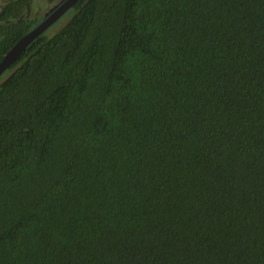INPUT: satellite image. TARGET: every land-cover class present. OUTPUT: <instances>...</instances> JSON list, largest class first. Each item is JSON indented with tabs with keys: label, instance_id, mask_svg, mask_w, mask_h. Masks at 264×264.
I'll list each match as a JSON object with an SVG mask.
<instances>
[{
	"label": "trees",
	"instance_id": "obj_1",
	"mask_svg": "<svg viewBox=\"0 0 264 264\" xmlns=\"http://www.w3.org/2000/svg\"><path fill=\"white\" fill-rule=\"evenodd\" d=\"M68 13L0 77V264H264V0Z\"/></svg>",
	"mask_w": 264,
	"mask_h": 264
},
{
	"label": "water",
	"instance_id": "obj_2",
	"mask_svg": "<svg viewBox=\"0 0 264 264\" xmlns=\"http://www.w3.org/2000/svg\"><path fill=\"white\" fill-rule=\"evenodd\" d=\"M78 0H65L61 3L51 14L47 16L40 24H38L32 31L21 38L14 47L5 55L0 61V76L14 63L17 57L26 49V47L49 27H51L58 19H60L67 11H69Z\"/></svg>",
	"mask_w": 264,
	"mask_h": 264
},
{
	"label": "rangeland",
	"instance_id": "obj_3",
	"mask_svg": "<svg viewBox=\"0 0 264 264\" xmlns=\"http://www.w3.org/2000/svg\"><path fill=\"white\" fill-rule=\"evenodd\" d=\"M2 1H4V0H2ZM61 1L62 0H33V2H32V4H33L32 10L34 12L37 11L36 5L38 3V8L42 9L41 12L43 11V13H44V12L50 11L53 8H55L56 7L55 5H57ZM70 16H71V13H68V14L64 15L63 17H61V19L55 25H53L49 29L50 30L52 29V32H55V31L59 30L67 22V20H68V18ZM4 77H5V75H3L2 78H4Z\"/></svg>",
	"mask_w": 264,
	"mask_h": 264
},
{
	"label": "flooded vegetation",
	"instance_id": "obj_4",
	"mask_svg": "<svg viewBox=\"0 0 264 264\" xmlns=\"http://www.w3.org/2000/svg\"><path fill=\"white\" fill-rule=\"evenodd\" d=\"M10 1H13V0H4V1H2V0H0V18L2 17V14H3V8H4V6L7 4V3H9ZM65 0H62L61 2H59L57 5H55L54 7L55 8H53L52 10H50V11H47V12H44L43 13V11L41 12V10L42 9H40V8H38V3H37V5H36V8H37V11L36 12H34L33 10H32V7H33V4L31 3V8H30V11H29V13L31 12V14L32 15H37L38 17H39V20H38V23H41L45 18H47V16L49 15V14H51L52 12H53V10H55L61 3H63ZM32 2H33V0H32ZM70 11V10H69ZM69 11H67L64 15H66V14H68V12ZM46 13V14H45ZM63 15V16H64ZM29 15H28V12H26V14L24 15V17H28ZM62 16V17H63ZM23 17V18H24ZM61 19V18H60ZM60 19H58L53 25H55ZM52 25V26H53ZM51 26V27H52ZM50 28V27H49Z\"/></svg>",
	"mask_w": 264,
	"mask_h": 264
}]
</instances>
